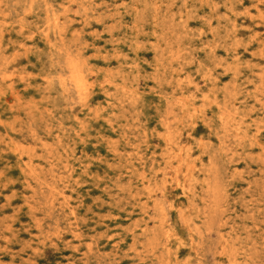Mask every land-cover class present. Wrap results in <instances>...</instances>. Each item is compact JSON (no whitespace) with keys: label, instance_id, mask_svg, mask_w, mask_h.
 <instances>
[{"label":"rangeland","instance_id":"rangeland-1","mask_svg":"<svg viewBox=\"0 0 264 264\" xmlns=\"http://www.w3.org/2000/svg\"><path fill=\"white\" fill-rule=\"evenodd\" d=\"M0 264H264V0H0Z\"/></svg>","mask_w":264,"mask_h":264},{"label":"bare ground","instance_id":"bare-ground-1","mask_svg":"<svg viewBox=\"0 0 264 264\" xmlns=\"http://www.w3.org/2000/svg\"><path fill=\"white\" fill-rule=\"evenodd\" d=\"M89 9V8H88ZM87 21V20H86ZM82 104V103H81ZM90 113V112H89ZM178 125V124H177ZM68 142V141H67ZM182 149V148H181ZM144 150V149H143ZM51 155V154H50ZM168 157V156H167ZM221 157V156H220ZM189 158V157H188ZM44 164V163H43ZM223 165V164H222ZM56 166V165H55ZM131 169V168H130ZM49 174V173H48ZM48 180V179H47ZM58 201V200H57ZM62 210V209H61ZM84 235V234H83ZM91 256V255H90ZM95 256V255H94ZM98 259V258H97Z\"/></svg>","mask_w":264,"mask_h":264}]
</instances>
